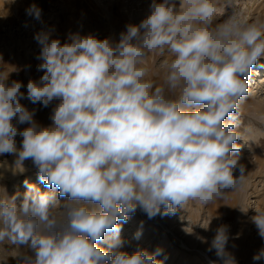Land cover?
Instances as JSON below:
<instances>
[{"label": "clouds", "instance_id": "9594fccd", "mask_svg": "<svg viewBox=\"0 0 264 264\" xmlns=\"http://www.w3.org/2000/svg\"><path fill=\"white\" fill-rule=\"evenodd\" d=\"M217 7L218 0H152L149 15L126 25L118 42L77 32L61 43L41 30L34 39L43 75L29 80L27 95L0 74V155L15 154L19 171L31 159L48 189L26 181L19 203L0 196V244L35 254L18 255V264H164L161 248L122 251L121 222L137 208L149 219L175 215L190 200L207 205L242 185L239 108L264 57V22L233 12L216 23ZM41 11L32 4L26 14L40 20ZM165 52L172 59L157 86L146 60ZM25 98L44 107L58 101L52 123L39 124ZM255 211L264 239V210ZM108 232L105 249L98 242ZM228 241L222 225L208 250L237 264ZM253 260H264V247Z\"/></svg>", "mask_w": 264, "mask_h": 264}, {"label": "rangeland", "instance_id": "374dc122", "mask_svg": "<svg viewBox=\"0 0 264 264\" xmlns=\"http://www.w3.org/2000/svg\"><path fill=\"white\" fill-rule=\"evenodd\" d=\"M151 2L152 0H0V74L7 76L6 82L9 85L13 81L21 82L20 91L26 96L29 80L39 81L43 75V71L38 70L41 61L37 57L41 46L34 39L37 32L51 30L52 38L60 39L61 43L67 41L70 33L77 32L80 35L93 34L99 39L110 38L118 42L120 33L126 31V25H139L149 15ZM32 4L42 10L40 20L26 14V9ZM233 12L249 22H264V0H218L216 23H222ZM171 59L166 52L150 54L146 60L148 79L153 80L157 86L163 85L166 66ZM254 69H258V74L254 73ZM254 69L249 85L251 94L239 108V131L243 138L236 142L240 146V152L236 155L240 158L239 164L244 166L245 178L236 189L239 198L234 216L237 221L238 215L243 214L244 222H252L251 218L256 215L255 209L264 210V113L258 111L259 104L264 101V57L259 59ZM257 77L261 79L258 80ZM258 86L263 91L256 90ZM21 103L29 110L35 109L34 119L39 124L48 126L52 123L50 117L58 101L54 100L48 107L40 103L32 104L26 98ZM27 126L18 125V128L22 130ZM21 141L22 137L17 135L18 148ZM258 158L262 160L260 167H247L248 163L254 165ZM15 160V154L0 155V164L6 163L5 167H0V196L17 195L19 203L27 191L26 181L42 191L48 190L38 179V169L31 159L23 162V171L15 169ZM239 174L238 167L233 175ZM66 199L60 198L61 204ZM220 199L225 200L224 197ZM214 203L213 201L212 206H216ZM240 208L246 211H241ZM222 211L225 209L221 208V213ZM196 214L200 216L198 223L192 219ZM212 221L215 222L209 213V207L199 201H188L170 217L157 215L149 219L146 213L137 208L127 223L121 222V238L124 241L121 250L132 254L138 250L151 253L161 248L163 252L157 259L163 260L164 264H222L215 250L208 249L216 234V231L212 232V228L215 226L218 229L226 225L230 236L240 233L237 237H229L227 251L231 254L234 252L237 264H250L251 258L244 255L245 246L248 242L251 244V241V246H254V239L248 240L243 232L245 229L242 233L240 227H234L235 222L232 220H219L210 226ZM253 228L252 224L250 229ZM234 229L236 232L233 233ZM138 230L142 234L136 238ZM111 236V232L106 233L98 245L107 249ZM228 246L233 249L227 248ZM20 254L33 258L35 255L24 245L16 246L9 242L0 244V264H18L17 257ZM263 262L264 260L258 263L254 261L253 264Z\"/></svg>", "mask_w": 264, "mask_h": 264}, {"label": "bare ground", "instance_id": "6f19581e", "mask_svg": "<svg viewBox=\"0 0 264 264\" xmlns=\"http://www.w3.org/2000/svg\"><path fill=\"white\" fill-rule=\"evenodd\" d=\"M258 69H254V73L255 74H258ZM256 90H259V91H263L262 90V87L261 86H258ZM259 112H262L264 113V101L261 102V104H259ZM262 163V160L260 158H258L256 160V162L254 163V165L252 163H248L247 167H257L259 166L260 164ZM260 167V166H259ZM256 175V174H255ZM226 193L223 195V197L225 198V202L222 201L221 199H215L214 200V204H216V206H212V202L207 204L206 206L209 207V213L210 215H212V219L215 220L212 221L213 223L210 225V226H213L216 221H219V220H232L233 222H235V226L234 227H237L239 228L240 227V231L242 232L243 229H245L243 232H245V237L248 239V240H252L254 239V246H251L252 244V241H251V244L248 242V245H246L245 247V252L244 255H246V257L248 258H251L249 261L250 264H253L254 260H253V256L255 254L258 253V251L264 247V239H262L260 236H258V234L256 235V232L258 231V229L256 228L255 224L252 223L251 221L249 222H244V215H238V220L235 221V216H234V211L236 210L237 208V204H238V193H237V190H234V191H231V189H225ZM221 208L225 209V211L221 213ZM196 212V211H195ZM170 217V216H168ZM200 216L198 214L196 215H193L192 219L194 218L195 222L198 223L199 222V218ZM253 224V229L251 230L250 229V226H252ZM247 225V228L245 227ZM209 230V229H208ZM217 230V227H213L212 228V232L216 231ZM209 232V231H208ZM233 233L236 232L235 229L232 231ZM242 232V233H243ZM258 233V232H257ZM214 234V233H213ZM230 234V233H228ZM240 233H237L236 234H231V236L229 235V237H237ZM215 235V234H214ZM210 243V242H209ZM99 244V242H98ZM235 242L232 243L231 245L234 246ZM247 244V243H246ZM205 245V244H204ZM230 247L228 246L227 248H231L233 249V247ZM209 247V246H208ZM207 247V248H208ZM205 248V247H204ZM233 251V250H232ZM233 256H234V252H232ZM237 258V257H235ZM9 260V259H8ZM10 261V260H9ZM262 262V261H261ZM256 263H258V261H256ZM264 264V262H263Z\"/></svg>", "mask_w": 264, "mask_h": 264}]
</instances>
